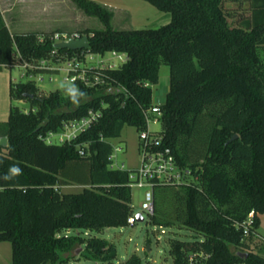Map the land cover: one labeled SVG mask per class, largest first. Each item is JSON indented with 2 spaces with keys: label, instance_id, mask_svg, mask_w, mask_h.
Returning a JSON list of instances; mask_svg holds the SVG:
<instances>
[{
  "label": "trees",
  "instance_id": "16d2710c",
  "mask_svg": "<svg viewBox=\"0 0 264 264\" xmlns=\"http://www.w3.org/2000/svg\"><path fill=\"white\" fill-rule=\"evenodd\" d=\"M72 1L103 25L79 32L89 48L56 47L59 31L12 33L0 10V69L43 60L59 67L73 57L86 61V53L127 55L120 66L100 69L101 82L72 83L75 96L41 94L32 78L11 81V98L30 104L28 111L12 105L0 122L8 139L0 145V241L11 243L13 264H114L116 245L92 235L131 225L134 215L130 170L113 167L111 140L125 125L148 128L163 64L170 88L160 105L162 144L195 178L157 184L151 221H179L198 234L168 240L173 264H264V242L254 236L264 214V0H249L251 15L239 25L229 22L228 0H146L171 18L135 29L114 27V11L102 3ZM90 111L100 116L76 137L48 140ZM66 185L83 189L63 192ZM252 210L244 235L240 223ZM126 263L141 261L132 255Z\"/></svg>",
  "mask_w": 264,
  "mask_h": 264
},
{
  "label": "rangeland",
  "instance_id": "374dc122",
  "mask_svg": "<svg viewBox=\"0 0 264 264\" xmlns=\"http://www.w3.org/2000/svg\"><path fill=\"white\" fill-rule=\"evenodd\" d=\"M99 3L110 5L116 14V18L112 20L113 26L119 29H135V28H156L166 24L171 16L167 12L159 10L146 0H95ZM12 7H17L14 2ZM39 6V5H38ZM226 11L229 14V22L231 25H239L246 18L250 17L251 10L249 0H228L225 3ZM34 8V6H33ZM14 9V10H15ZM33 10V9H32ZM44 13V11H43ZM49 22H56L54 26H65L63 29H54L53 31L75 33L84 29L102 28L103 25L98 18L84 14L76 7L72 0H56L54 5L45 13ZM41 13L35 10L32 16L40 17ZM10 20V19H9ZM14 21V20H13ZM13 26V25H12ZM55 27V28H56ZM14 30V26L12 28ZM92 57V58H91ZM126 59L125 54L114 55L107 52L105 55L90 54L87 57L89 66L104 64L106 66H120ZM57 72H43L34 74V80L40 89L41 94H48L51 91L60 89L68 92L67 87L73 84L66 80L67 64L63 63L59 66ZM43 77L44 79H41ZM50 77L52 79L50 80ZM29 75L26 69L16 63L11 67L5 66L0 69V122L8 120L11 106H19L21 109L28 111L30 104L23 100L12 99L10 96L11 81H28ZM170 88V67L163 64L160 68L159 82L153 85V100L155 104H162L165 101L166 94ZM162 128L161 119L158 114L150 113L148 119V129L151 132H159ZM59 135L53 136V141L59 142ZM114 147H121L122 150L115 152L113 162L114 168H122L128 170H136L142 164V151L140 147L139 130L131 125H125L120 137L111 140ZM83 187L81 185L63 186V192H80ZM150 190L149 186L132 185V206L136 215L143 213L144 220L137 221L133 225L106 227L102 232H94L92 235L103 237L116 245L117 257L114 264H127V260L132 255L140 258L141 264H173V257L170 252L168 240L170 238H178L181 240H194L198 234L186 227L184 223L179 221L170 224H155L151 221L149 213L143 209L145 201V193ZM177 205L173 206V215L177 213ZM161 229H165L166 233H162ZM71 230L65 234H72ZM75 255H78L76 251ZM79 264H86L81 259ZM0 264H13L12 245L8 241L0 243Z\"/></svg>",
  "mask_w": 264,
  "mask_h": 264
},
{
  "label": "built area",
  "instance_id": "2783aa9c",
  "mask_svg": "<svg viewBox=\"0 0 264 264\" xmlns=\"http://www.w3.org/2000/svg\"><path fill=\"white\" fill-rule=\"evenodd\" d=\"M81 34L78 32L75 33H65V32H57L52 37L56 43L62 40H68L70 38L79 39L81 38ZM114 55H121L116 51H112ZM92 53H86V61H80L77 57H73L67 60V77L66 80L71 83H75L80 80L84 82L86 85H94L96 83L101 82L100 79V69L103 68H114L115 66H106L104 64L92 65L89 66L87 62V57ZM126 55V54H125ZM92 58V57H91ZM126 59L123 61L125 62ZM22 66L26 69V74L29 75L30 78H33V72L30 70H34L36 68H47L58 66H48L47 61L43 60L40 65H34L30 63H23ZM59 68V67H58ZM29 72V73H28ZM91 73V74H90ZM41 79H44L41 77ZM52 77H50V80ZM146 86L149 83H145ZM161 104H155L149 113H156L160 116L161 114ZM100 116L99 112L90 111L87 117H83L79 120L72 121L65 125V131L60 134H51L48 138L50 142L53 141V136L59 135V142H65L67 140H71L76 137L80 132L84 131L86 128L90 127V125L96 121V119ZM149 119V116H148ZM140 138V147L142 151V164L139 169L130 170V179L131 186L138 185L149 186L150 190L145 193V201L143 202V209L146 210L149 214H153L154 212V187L157 184H183L190 183L194 177L191 168L183 167L178 164L175 156L173 155L170 147H165L163 142V135L159 132H151L148 128L145 130L139 131ZM121 147H114L112 158H115V152L121 151ZM81 153H84L81 151ZM255 216V211L252 210L247 219L240 223V227L243 228L244 235H249L251 232V228L253 226V218ZM137 222L136 215H132L129 218V223L133 225ZM162 233H166L165 229H161ZM195 257V255L191 256V260Z\"/></svg>",
  "mask_w": 264,
  "mask_h": 264
},
{
  "label": "crops",
  "instance_id": "0c3cea01",
  "mask_svg": "<svg viewBox=\"0 0 264 264\" xmlns=\"http://www.w3.org/2000/svg\"><path fill=\"white\" fill-rule=\"evenodd\" d=\"M55 1L56 0H0V10L12 33L35 31L53 32L54 29H63L65 27L62 25L56 27L54 26L56 22H49L47 18H44L46 16L45 13L51 5L55 4ZM14 2L17 5L16 9L11 6ZM106 6L113 10L110 5ZM35 10H38V12L41 13L40 17L32 16ZM113 18H116L115 13ZM12 25L14 26V30L12 29ZM254 236L256 240L264 242V214L260 215V223L257 231L254 233ZM2 242L3 241H0V243Z\"/></svg>",
  "mask_w": 264,
  "mask_h": 264
},
{
  "label": "water",
  "instance_id": "95a60500",
  "mask_svg": "<svg viewBox=\"0 0 264 264\" xmlns=\"http://www.w3.org/2000/svg\"><path fill=\"white\" fill-rule=\"evenodd\" d=\"M56 47L58 48H68L72 50H77V49H84V48H89V39L86 35L82 36L79 39L75 38H70L68 40H62L60 42H57ZM236 138V135L234 136ZM8 144V139L6 136H0V145L2 146H7ZM137 221H142L144 220V216L142 212H139L136 214ZM79 252V251H78ZM241 256H246L247 253L240 252Z\"/></svg>",
  "mask_w": 264,
  "mask_h": 264
},
{
  "label": "clouds",
  "instance_id": "9594fccd",
  "mask_svg": "<svg viewBox=\"0 0 264 264\" xmlns=\"http://www.w3.org/2000/svg\"><path fill=\"white\" fill-rule=\"evenodd\" d=\"M69 93L73 96H75L76 94V89L72 88V89H69ZM20 169L18 167H15L13 166L12 169H11V172L12 173H15V174H19L20 173Z\"/></svg>",
  "mask_w": 264,
  "mask_h": 264
}]
</instances>
